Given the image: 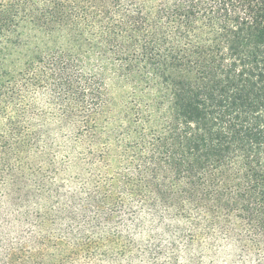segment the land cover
Returning a JSON list of instances; mask_svg holds the SVG:
<instances>
[{
  "label": "trees",
  "instance_id": "1",
  "mask_svg": "<svg viewBox=\"0 0 264 264\" xmlns=\"http://www.w3.org/2000/svg\"><path fill=\"white\" fill-rule=\"evenodd\" d=\"M225 250L264 264V0H0V264Z\"/></svg>",
  "mask_w": 264,
  "mask_h": 264
},
{
  "label": "rangeland",
  "instance_id": "2",
  "mask_svg": "<svg viewBox=\"0 0 264 264\" xmlns=\"http://www.w3.org/2000/svg\"><path fill=\"white\" fill-rule=\"evenodd\" d=\"M136 241L140 242L141 238L136 237ZM229 253L230 252H228L227 250H225V252L221 251L218 254L217 258H215L214 260L204 258L201 260V264H241L240 262H233L232 258L229 256ZM133 264H140V262L136 261ZM180 264L184 263L181 261Z\"/></svg>",
  "mask_w": 264,
  "mask_h": 264
}]
</instances>
